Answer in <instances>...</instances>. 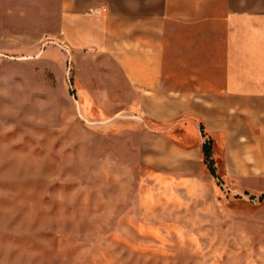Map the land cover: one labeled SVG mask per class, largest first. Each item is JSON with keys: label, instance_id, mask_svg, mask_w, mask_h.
Here are the masks:
<instances>
[{"label": "rangeland", "instance_id": "rangeland-1", "mask_svg": "<svg viewBox=\"0 0 264 264\" xmlns=\"http://www.w3.org/2000/svg\"><path fill=\"white\" fill-rule=\"evenodd\" d=\"M7 7L0 264H264V177L145 168L129 114L77 94L56 22Z\"/></svg>", "mask_w": 264, "mask_h": 264}, {"label": "crops", "instance_id": "crops-1", "mask_svg": "<svg viewBox=\"0 0 264 264\" xmlns=\"http://www.w3.org/2000/svg\"><path fill=\"white\" fill-rule=\"evenodd\" d=\"M10 3L56 22L77 94L129 114L145 168L264 177V0Z\"/></svg>", "mask_w": 264, "mask_h": 264}, {"label": "trees", "instance_id": "trees-1", "mask_svg": "<svg viewBox=\"0 0 264 264\" xmlns=\"http://www.w3.org/2000/svg\"><path fill=\"white\" fill-rule=\"evenodd\" d=\"M204 151H205V154H206V158L208 159L210 154H211V148H210V145L209 144H205L204 145Z\"/></svg>", "mask_w": 264, "mask_h": 264}, {"label": "built area", "instance_id": "built-area-1", "mask_svg": "<svg viewBox=\"0 0 264 264\" xmlns=\"http://www.w3.org/2000/svg\"><path fill=\"white\" fill-rule=\"evenodd\" d=\"M222 186H224V187H225V185H224V184H222Z\"/></svg>", "mask_w": 264, "mask_h": 264}]
</instances>
